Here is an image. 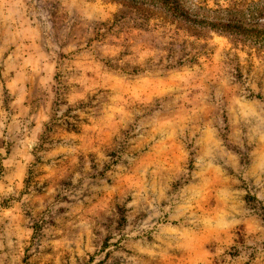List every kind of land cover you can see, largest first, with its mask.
<instances>
[{"label": "rangeland", "instance_id": "374dc122", "mask_svg": "<svg viewBox=\"0 0 264 264\" xmlns=\"http://www.w3.org/2000/svg\"><path fill=\"white\" fill-rule=\"evenodd\" d=\"M0 264H264V0H0Z\"/></svg>", "mask_w": 264, "mask_h": 264}, {"label": "trees", "instance_id": "16d2710c", "mask_svg": "<svg viewBox=\"0 0 264 264\" xmlns=\"http://www.w3.org/2000/svg\"><path fill=\"white\" fill-rule=\"evenodd\" d=\"M142 2L145 3H150V4H154L155 2H162V3H166V0H142ZM154 2V3H153ZM220 18V17H219ZM225 20L228 21L229 24H251L254 22H257L259 20V15H257L255 13V11H250L247 14L243 15V16H238V15H228L227 17H221Z\"/></svg>", "mask_w": 264, "mask_h": 264}]
</instances>
